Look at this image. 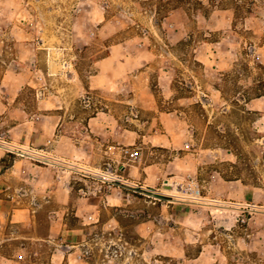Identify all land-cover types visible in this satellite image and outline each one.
<instances>
[{"label":"rangeland","instance_id":"rangeland-1","mask_svg":"<svg viewBox=\"0 0 264 264\" xmlns=\"http://www.w3.org/2000/svg\"><path fill=\"white\" fill-rule=\"evenodd\" d=\"M104 2L110 5L105 15H119L120 22L105 29L88 22L75 25V18L83 13L78 7L86 8L94 18L103 15ZM167 17L171 19L165 21ZM0 19V101L7 105L6 76L21 64L38 72L40 53H62L61 60L65 53H77L85 69L116 45L122 53H156L153 67L158 72L171 69L168 77L155 72L150 79L154 105L118 107L119 113L133 118L121 122L122 128L139 135L132 158L140 173H121L112 159L90 155L93 164L106 172L112 166L136 187L122 189L129 197L122 206L103 203L101 218L107 221L115 216L119 232L93 229L85 236L89 244L84 242L80 248L88 251L83 260L92 264H221L222 259L223 264H264V110L252 106L255 99H264V0H0ZM172 22L176 27L170 26ZM209 53H217L220 65L200 62L201 55ZM166 82L170 87L165 89ZM41 92L49 93L24 88L17 102L7 107L35 111L37 100L45 96ZM57 93L67 97L70 91ZM98 97L84 93L85 108H72L65 102L61 112L67 115V128L72 125L70 115L83 119L92 114ZM10 124L14 122L0 121V151L8 153L11 162L20 158L41 163L35 157L9 153L8 147L31 153L43 150L50 161L60 164L62 172L69 171L72 164L55 153L58 137L41 147L20 146ZM61 134L59 130L57 136ZM151 135H169L171 145L153 146ZM186 143L190 148H185ZM72 173L73 199L66 222L79 229L82 224L75 215L79 198L112 193L115 198L121 192L108 189L102 177ZM191 189L200 190L201 196ZM101 206L98 202L96 208L101 210ZM45 209L43 219L49 213ZM40 228L19 223L0 227V260L7 259V264L83 261L78 258L79 248L65 247L81 237L62 232V246L58 237L38 240L37 234L47 236L49 226L45 222ZM61 250L77 254L60 260ZM201 252L207 255L198 260ZM212 257L217 260L212 262Z\"/></svg>","mask_w":264,"mask_h":264},{"label":"crops","instance_id":"crops-1","mask_svg":"<svg viewBox=\"0 0 264 264\" xmlns=\"http://www.w3.org/2000/svg\"><path fill=\"white\" fill-rule=\"evenodd\" d=\"M109 7L110 5L104 2L103 15L94 18L89 15L90 12L86 8L78 7L83 13L80 18H75V25L82 26V22H88L96 26L102 24L101 28L105 29L120 22L119 15L111 17L105 15ZM165 19L169 21L171 18ZM153 23L157 24L155 20ZM170 26L176 27V24L172 22ZM143 31L148 33L147 30L143 29ZM81 34V29H78V36ZM118 48L116 45L112 46L109 53H102L85 69L81 68V57L77 53H65L66 58L63 60L60 58L62 53H40L41 69L38 72L35 73L21 64L17 67L18 71L6 76L8 81L5 91L9 95V103L7 105L4 101H0V121L14 122L9 125V129L15 142L24 147L30 145L41 147L49 140L54 141V137H58L59 140L54 141L55 153L72 165L67 167L69 171L66 173L59 168L60 164L33 163L20 158H15L11 162L8 153L0 151V227L9 223H19L24 227L35 224L38 231L46 222L49 226L47 236L37 234L38 240H47V237L56 239L62 232L68 237H81V240L71 245L83 244L86 241L85 236L91 234L95 228L119 232L114 223V221L118 223L116 217L111 216L107 221H103L101 212L103 203L106 206L116 207L126 202L129 197L122 194L121 189H115L116 192H121L116 193L115 198V193L106 195V198L103 195L79 198L75 215L80 219L82 227L71 228L66 222L73 199V186L70 181L74 176L72 170L86 178L94 179L103 177L106 172L105 169L91 162V154L99 153L103 159L110 158L117 162L118 165L115 166L121 173H130L132 176L140 173V166L132 158L137 154L132 147L136 145L139 135L133 129L122 128L121 122L133 121V118L119 113L118 107L124 104L144 107L154 105V95L149 87L150 79L155 72L161 77H168L171 73V69L167 67L159 68V72L153 67L151 61H154L156 53H122ZM37 54L33 55L37 56ZM217 57V53H209L201 55L199 60L207 66L220 65L216 60ZM27 87L37 88L40 91L47 90L49 93L41 92L45 96L37 100L35 111L28 107L13 110L8 108L7 106L17 102L21 91ZM163 87L166 89L170 86L166 82ZM61 90H68L70 93L66 97L65 94L57 93ZM92 92L99 96L95 103L98 106L94 112L83 119L77 114L70 115L72 121L69 122L72 125L70 129L67 128L64 124L67 115L61 112L66 106L65 102L69 101V106L72 108H82L81 96ZM88 98L91 99V96ZM252 106L253 110H264V99H255ZM81 122L83 127H80ZM59 130L61 136H57ZM150 142L153 146L158 144L157 146L167 147L171 145V138L169 135H151ZM123 159L127 162H123ZM113 201L116 203H112ZM98 202L102 203L101 210L96 208ZM48 204L51 206L50 209H47ZM44 208L49 210V213L43 219L41 212ZM90 216L92 220H88ZM85 243L89 244V242ZM60 252L62 257L57 254L60 260L77 254V251L68 253L61 250ZM206 255L201 252L198 260H203ZM215 260L217 257L215 259L212 257V262ZM6 261L8 260L5 258L0 260V264H7ZM220 262L223 264L222 259ZM79 264H92V262L83 260ZM103 264L110 263L103 261Z\"/></svg>","mask_w":264,"mask_h":264},{"label":"built area","instance_id":"built-area-1","mask_svg":"<svg viewBox=\"0 0 264 264\" xmlns=\"http://www.w3.org/2000/svg\"><path fill=\"white\" fill-rule=\"evenodd\" d=\"M91 35H94V32ZM40 79H42V78L40 77ZM48 143H50V142H48ZM185 148H187V149L190 148V144L186 143ZM7 151L9 153L19 154L21 156L35 157L41 163H46V164L50 163L52 165H57L56 162L50 161L51 160L50 157H48V156L44 155V153H42L43 150H41V152H38V153H31V152L17 151L15 148L8 147ZM32 154H35L36 156H32ZM101 182L104 185H107L108 189L118 188V189L122 190V189H132V188L136 187V185H134L132 182H130L129 180H127L126 178H124L123 176L118 174L115 171V168H113L112 166H110L107 169V172H106V174L103 175ZM191 190H192L193 194L195 193L197 196H201L200 190H197V191L194 189H191ZM88 220H92V217L90 216ZM58 240H59L60 244L62 246H64V243H65L64 237L60 236ZM84 246H85L84 244H78V245L66 244L65 245L66 248L70 247V248H79V249L81 247H84ZM87 253H88V251H83V249L82 250L80 249V253L78 254V258L80 260H83L85 254H87Z\"/></svg>","mask_w":264,"mask_h":264}]
</instances>
